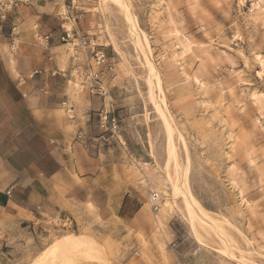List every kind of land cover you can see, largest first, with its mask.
I'll return each mask as SVG.
<instances>
[{"label":"rangeland","instance_id":"1","mask_svg":"<svg viewBox=\"0 0 264 264\" xmlns=\"http://www.w3.org/2000/svg\"><path fill=\"white\" fill-rule=\"evenodd\" d=\"M257 1L20 2L51 4L66 22L48 43L61 67H71L61 76L64 101L71 106L67 98L85 92L101 100L95 128L125 168L131 194L124 222L112 215L109 223L64 229L58 217L41 227L0 221V264H264V67L255 59L264 62V13ZM10 26L8 14L0 18V52L14 67L15 52L44 44L34 21L16 25L13 40ZM64 30L76 46L60 40ZM21 32L31 39H18ZM92 46L111 70L93 63ZM90 68L101 72L103 96L82 86ZM100 110L117 120L113 135L99 127Z\"/></svg>","mask_w":264,"mask_h":264},{"label":"crops","instance_id":"2","mask_svg":"<svg viewBox=\"0 0 264 264\" xmlns=\"http://www.w3.org/2000/svg\"><path fill=\"white\" fill-rule=\"evenodd\" d=\"M37 8L20 3L7 13L9 22L34 21L38 33L57 38L53 29L66 22L51 4ZM18 39H31V32ZM56 51L49 44L27 53L23 47L14 67L0 52V221L41 227L47 218L68 216L79 228L114 215L124 222L131 192L125 168L111 160L95 128L101 100L85 92L67 98L71 114L61 107L67 87L61 76L71 67H61Z\"/></svg>","mask_w":264,"mask_h":264},{"label":"built area","instance_id":"3","mask_svg":"<svg viewBox=\"0 0 264 264\" xmlns=\"http://www.w3.org/2000/svg\"><path fill=\"white\" fill-rule=\"evenodd\" d=\"M20 2H23V0H0V18H4L5 15L10 12L14 7H16ZM16 25L10 26V33L9 36L13 40L17 34L15 31ZM38 39H40L43 42V47L48 46L49 40L51 38V33H45V34H39ZM60 40L66 42L67 44L76 46V44L73 43V36L72 32L68 30H64L62 35L60 36ZM90 52L92 54V60L93 63L97 67H104L108 70H111L112 66L107 61L106 56L102 51H98L94 49V46L91 47ZM38 73L37 70L33 71L32 74ZM88 79L84 80L85 82H82V86H86L89 93L91 95L99 94L104 95L103 91V81L101 80V72L99 70H93V68L89 69V73L87 76ZM61 107L67 112L72 113V107L67 106L66 102L63 101L60 103ZM98 116V125L103 131V133H109L110 135H113L117 131V120L115 117L110 113V111H103L100 110L97 113ZM10 190H6V194H10ZM159 196L156 192H151L149 195V199L152 202L153 209H157V200ZM55 225L58 227H62L64 229L70 228L74 229L75 223L73 220L68 216H59L57 218V221L55 222Z\"/></svg>","mask_w":264,"mask_h":264},{"label":"bare ground","instance_id":"4","mask_svg":"<svg viewBox=\"0 0 264 264\" xmlns=\"http://www.w3.org/2000/svg\"><path fill=\"white\" fill-rule=\"evenodd\" d=\"M257 5L260 8V11L264 13V0H258ZM256 6V5H255ZM257 56V55H256ZM255 59L259 60V63H261L262 68L264 67V62L260 60V57H256ZM255 95V94H254ZM258 100V99H257ZM167 195V194H166Z\"/></svg>","mask_w":264,"mask_h":264}]
</instances>
